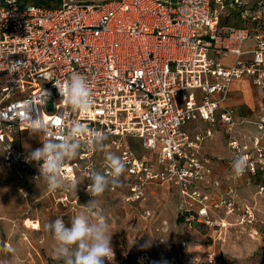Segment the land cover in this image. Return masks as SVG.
Listing matches in <instances>:
<instances>
[{
	"label": "built area",
	"instance_id": "obj_1",
	"mask_svg": "<svg viewBox=\"0 0 264 264\" xmlns=\"http://www.w3.org/2000/svg\"><path fill=\"white\" fill-rule=\"evenodd\" d=\"M262 16L264 1L254 9L252 0L63 1L55 8L0 1V173L26 168L39 178V166L28 162L21 145L30 118L40 117L46 126L39 147L41 140L81 123L105 134V150L111 146L119 152L126 170L107 190L140 221L154 217L145 205L150 188H173L175 220L181 218L188 228L203 226L213 242L224 244L229 228L238 219L251 222L254 209L237 201L234 184L221 189L213 178L217 159L200 150L222 130L233 160H247L236 179L246 177L249 184L260 177L264 183L262 136L239 135L235 113L225 106L234 81L249 79L264 96ZM248 41L252 45L245 47ZM74 72L84 75L92 90L87 112L74 110L55 86H64ZM259 111L264 114V105ZM197 122L206 126L185 129ZM262 128L264 115L257 123ZM129 139L151 154L138 155ZM96 155L89 143L67 161L61 170L66 184L80 181V190L88 193L90 170L109 171L105 155L101 161ZM257 187L264 194V184ZM70 189H59L56 202L68 203ZM228 216L237 219L232 223ZM215 256L209 252L206 263ZM136 263L159 261L143 252Z\"/></svg>",
	"mask_w": 264,
	"mask_h": 264
},
{
	"label": "rangeland",
	"instance_id": "obj_2",
	"mask_svg": "<svg viewBox=\"0 0 264 264\" xmlns=\"http://www.w3.org/2000/svg\"><path fill=\"white\" fill-rule=\"evenodd\" d=\"M63 1L99 3L108 0H61L60 3L48 4V7L55 8ZM262 1L264 0H252L253 8L257 9ZM257 91L261 93L259 88ZM52 105L53 101L48 100L47 112H52ZM254 120L255 124L245 126L243 130L262 136L264 145V128L259 131V120ZM185 129L191 132L188 126ZM40 139V133L25 132L22 148L29 154L39 148ZM205 142L209 144L210 139ZM220 142L224 146L225 140L220 139ZM127 143L138 155L151 154L143 150L136 139H129ZM210 144L213 145V141ZM105 145L104 142L103 149H97V161H101L108 152L119 155L111 146L105 150ZM204 150L210 151L209 147L204 148L202 152ZM255 179L259 182L258 185L264 184L260 177ZM163 188L153 187L150 206L155 208L157 214L152 223H146L147 226L132 220L133 215L137 218L133 209L125 207L130 211V214L127 213L123 206L110 200L106 191L102 196L94 197L97 200L96 212L107 217L112 233L111 247L114 259L105 260V264H137L136 258L143 252L156 257L159 264H208L205 257L211 251L216 254L211 264H264V194L258 193L256 184L236 188L237 201L254 209V219L251 222L238 219L237 223L229 228L224 244L213 242L207 228H188L183 222L175 220L172 215L173 205L170 204L173 201L169 198L172 196L176 199L175 191L171 189L167 194ZM59 192L58 189L57 192L49 194L46 182L42 178L35 179L32 169L28 172L11 170L0 173V264H63L62 261L53 259L56 241L47 231L48 222L62 216L66 226H70L71 217L86 212L94 222L95 214L85 208L92 197L89 193H83L79 184L76 189L71 187L68 198L72 202L69 201L64 206L55 200ZM219 215L225 216L223 209ZM28 218L40 220V231L33 232L23 225L24 220ZM235 218L228 216L227 220L234 223ZM9 248L12 250L9 251Z\"/></svg>",
	"mask_w": 264,
	"mask_h": 264
},
{
	"label": "clouds",
	"instance_id": "obj_3",
	"mask_svg": "<svg viewBox=\"0 0 264 264\" xmlns=\"http://www.w3.org/2000/svg\"><path fill=\"white\" fill-rule=\"evenodd\" d=\"M55 86L61 96L67 98V102L74 110L87 112L92 108V90L84 75L74 72L64 86ZM45 95L48 96L47 93ZM27 130L30 134L44 132L47 135L46 126L40 117L30 118V126ZM82 137L87 138L82 141ZM105 139L103 132L90 131L83 124L76 123L60 137L49 136L47 140H41L42 147L32 150L27 160L37 163L40 170L39 178L46 182L49 192L66 187L76 189L78 184H66L61 174L62 168L67 161L75 159L80 149L89 143L97 149H103ZM105 161L109 171L101 173L90 170L87 176L91 181L87 191L92 200L85 208L88 212L95 214V221H91L86 212L71 217L70 226H66L60 217L48 222L47 230L56 241L53 250L54 260L62 261L63 264H105V260L114 259L110 224L107 217L96 212L97 200L94 197L102 196L110 184H117L126 170V165L119 156L111 152L105 154ZM246 167L247 160L243 156L238 157L232 163L236 176L242 175Z\"/></svg>",
	"mask_w": 264,
	"mask_h": 264
},
{
	"label": "crops",
	"instance_id": "obj_4",
	"mask_svg": "<svg viewBox=\"0 0 264 264\" xmlns=\"http://www.w3.org/2000/svg\"><path fill=\"white\" fill-rule=\"evenodd\" d=\"M235 23H236V25H241V23H239L237 21ZM251 45H252V42L248 41L245 44V47H250ZM262 105H264V96H262L261 93L260 94L258 93L257 88H255L251 84L249 79L234 81L231 84L228 99L225 102V106L232 109L235 113V118H236V121L238 123L237 124L238 125L237 131H238L239 135H241V133L248 132L247 130L244 131L243 128L245 126L255 124L256 121L254 119L257 118L259 120L260 116L264 115V114L260 113V111H259V108ZM205 126L206 125L204 123L197 122V123L190 124L188 127L190 128L191 132H195V131H198V130L204 128ZM209 139H210V142L213 141V145L210 144V142H209V144H206V142H204V144L202 145V148L200 150V153L202 155L211 156V157L217 159L215 162V166H214L213 178L219 182L221 189H224L228 184H234L236 188L247 185L245 183L246 177L241 178V179H238V178L236 179V177H235V174H234L233 169H232V163L234 160H233L231 154L229 153V151L226 147V141H225L224 146H222L221 142H220V139L225 140V137H224L222 130H220V129L216 130L214 132L213 136L211 138H208L207 140H209ZM219 144H220V146H219ZM207 147H209L210 151L206 152L204 150V152H202V150L204 148H207ZM214 150H217L218 152H216ZM14 171H17V170H14ZM20 171L26 172V168L20 169ZM258 183L259 182L258 181L256 182L255 178H251V181L248 185L256 184L258 186ZM77 184H79V187H80L81 182L78 181ZM163 189L166 190V192L168 194L170 192V190L173 188L164 187ZM106 193L110 196V200L112 202L118 203L121 206H123L121 201L118 198H116L115 196H112L108 192L107 189H106ZM153 193H154L153 188H150V190L148 192V201L145 204L148 208H150L154 212V217L152 218L150 223H152L154 221L156 214H157L155 208L150 206V200L152 198ZM169 198L173 201L170 204L173 205L172 215L175 217L177 200L175 198H173L172 196H169ZM123 209H125V211L127 213L129 212V214H130L129 209L127 210L125 208V206H123ZM131 219L136 220L137 222H139L141 224L144 223V222H141L139 219H137L134 215L132 216ZM31 220L34 222H38L40 225L39 219L38 220L31 219ZM145 225H146V223H145ZM40 229H41V225H40ZM33 232H35V231H33Z\"/></svg>",
	"mask_w": 264,
	"mask_h": 264
},
{
	"label": "trees",
	"instance_id": "obj_5",
	"mask_svg": "<svg viewBox=\"0 0 264 264\" xmlns=\"http://www.w3.org/2000/svg\"><path fill=\"white\" fill-rule=\"evenodd\" d=\"M0 1H4V0H0ZM53 2L60 3L61 0H21L20 2L18 1L20 7H25L29 4H33L36 6H42V7H48V4L53 3ZM48 8H50V7H48ZM179 222H182L181 218L179 219ZM200 227H203V226H198V228H200Z\"/></svg>",
	"mask_w": 264,
	"mask_h": 264
},
{
	"label": "bare ground",
	"instance_id": "obj_6",
	"mask_svg": "<svg viewBox=\"0 0 264 264\" xmlns=\"http://www.w3.org/2000/svg\"><path fill=\"white\" fill-rule=\"evenodd\" d=\"M23 225L28 228V229H32V230H40V225L38 222H34L31 219H25L23 222Z\"/></svg>",
	"mask_w": 264,
	"mask_h": 264
}]
</instances>
